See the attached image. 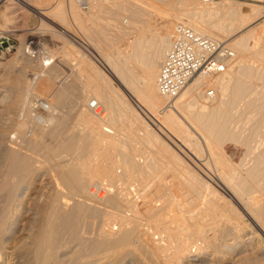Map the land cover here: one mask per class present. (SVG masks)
Listing matches in <instances>:
<instances>
[{
    "label": "bare ground",
    "instance_id": "1",
    "mask_svg": "<svg viewBox=\"0 0 264 264\" xmlns=\"http://www.w3.org/2000/svg\"><path fill=\"white\" fill-rule=\"evenodd\" d=\"M98 1L91 0L94 9L90 6L93 10L88 11L81 10L78 0H60L56 7L59 19L55 20L67 28L69 19L79 26L78 33H72L71 28L57 24L68 37L62 47L67 59L54 64L59 52L52 49L42 56L45 43L37 39V44L23 34L20 48L0 64L5 68V82H14L0 89V264H264V199L254 195L264 196V152L261 143L260 148L255 145L257 139L264 143V90H252L256 81L264 89V21L241 39L227 37L225 41L237 54L228 71L195 78L172 107H166L167 99L157 83L177 26L186 24L223 40L235 30L234 25L246 29L256 23L263 6L252 5L251 12L245 13L241 5L223 0L213 6L200 0H166L167 11L181 12L184 6L186 12L172 15L169 26L150 39L142 31L141 24L146 23L141 13L151 0H142L138 6L132 3L136 16L131 17L130 30L117 29L120 36H114L118 40L130 36L132 49L123 53L112 45L101 47L107 44L102 29L109 33L116 28L110 15L119 10L108 9L110 18L101 24L103 6ZM6 2L10 16L20 9V13L39 10L32 0ZM41 10L38 13L45 17L47 13ZM42 20L41 25L48 28L46 19ZM85 31L91 39L95 37L96 45L81 39ZM71 39L83 42L101 67L82 57ZM145 46L153 50L147 52ZM77 55L82 60L79 72L70 68L68 75L66 66ZM7 72L18 77L10 78ZM210 88L217 91L213 100L207 97ZM92 97L104 112L90 108ZM127 97L138 102L151 124L139 116ZM183 108L193 124L202 123L194 127L205 132L204 139L213 146L221 140H238L247 133L246 125L251 126L248 132L254 135L249 139L257 137L251 140L260 154L253 151L259 158L254 161L257 167L249 159L250 169L244 166L243 174L241 165L227 157L226 148L215 145L211 162L204 159L194 164L215 186L197 174L158 134L170 129L171 137L178 135L186 144H199L183 125ZM138 129L144 130H140L143 137L137 136ZM148 145L155 146L153 151L162 158L144 150ZM143 150L152 153L151 157L145 152L148 159L142 160ZM208 195L222 201L220 218L212 214L219 209L217 202L216 206L212 201L216 208L210 211ZM202 199L208 201L203 210L211 212L209 219L186 208V203L191 207L193 201Z\"/></svg>",
    "mask_w": 264,
    "mask_h": 264
},
{
    "label": "rangeland",
    "instance_id": "2",
    "mask_svg": "<svg viewBox=\"0 0 264 264\" xmlns=\"http://www.w3.org/2000/svg\"><path fill=\"white\" fill-rule=\"evenodd\" d=\"M33 2V5L35 6V7H38L39 8V10L38 9H34V8H32V9H26L27 10V12H24V13H26V15L23 13V12H21V13H23L25 16H24V20L26 19L25 17H28L27 18V20H25V21H27V22H24V20H21L20 19V15H22L21 16V18L23 17V14H21L20 13V11H21V9L20 10H18L19 12H17V13H14V14H17V15H12V16H14V17H12V16H10L9 14H8V10L6 9V4H7V2H6V0H0V64L2 63V62H7V59H9V58H11V55L13 54V53H15L19 48H20V46H21V43H22V40H21V38H20V35H23V34H26V35H28L29 36V38H34V39H36L35 40V42L37 43V42H39L40 40H42V43H45V48L43 49L42 47H41V49L40 50H42L43 51V54H42V56H47V53H49V50H52V49H54V50H52V51H56V52H59L57 55H56V57H54V64L55 63H57L60 59L62 60V59H67V56L64 54L65 53V50H66V48H62V47H64V46H66V43H67V41H68V37H67V35L65 34V33H62L61 34V32H60V29H58L59 27H58V25L57 24H61L62 25V23L61 22H58L57 20H55V19H59V15H58V10H57V6H58V4L60 3V0H54V2H53V0H32ZM47 1V2H46ZM58 1V2H57ZM63 1H67V0H61V2H63ZM140 1V2H139ZM170 2H173L174 0H169ZM201 1V0H200ZM223 1H226V2H231V3H236L235 4V6H240L241 5V8L243 9V11L245 12V13H250L251 11V8L250 7H252V5H261V6H263L264 7V3H259V2H257V1H255V0H223ZM223 1H221V2H223ZM99 2V1H98ZM220 2V3H221ZM95 3V2H94ZM93 3V4H94ZM102 6H103V14H102V16H103V18L101 19V20H99V23H101V24H105L106 22H107V18L109 17L110 18V16H113L115 19H116V21H114L115 19L113 18V24H114V26L113 27H115V25H117L116 26V28H114V29H110V30H112V31H110L109 33H108V30L107 29H105V27L102 29V31H103V38L106 40V42H107V44L106 43H102V46L101 47H103V49H108V48H110L111 46L110 45H112L113 46V48L114 49H116V50H120V51H124L123 53H126L127 51H129L130 49H132V48H130L131 47V42H130V40H129V38H130V36H126V37H123L122 38V40H121V37L119 38L120 40H118V39H115L114 38V36L116 37V36H120L119 34H120V30H122V29H124V30H126V29H128L129 28V30H130V28H131V24H132V19H131V17L133 18L134 16H136L135 15V12H133V9H132V3L133 4H135L134 6H138L140 3H142V0H100V2H99ZM138 3V4H137ZM56 4V5H55ZM137 4V5H136ZM168 3L166 2V0H151V5H145L146 7H145V9L142 11L143 13H141V17L143 18H141V17H138L139 19L141 18V20H142V22L143 23H146V24H141L142 26H141V28H142V31L150 38V39H156V36H158V33L159 32H161V31H163V30H165L167 27H166V25L167 26H169V24H170V22H171V20L173 19V17H172V15L174 16V14H183L184 12H186V10H185V7L184 6H181L179 9L181 10V12L180 11H176V10H168L167 11V9H169V5H167ZM239 4V5H238ZM131 5V6H130ZM130 6V7H129ZM213 6V5H212ZM53 7V8H52ZM91 7L93 8V6H92V4H91ZM129 7V8H128ZM184 7V8H183ZM261 8V11L263 12V15L261 16V18H259L257 21H256V23H254V24H252V25H250V26H246V29H245V27L243 28V29H237V26L236 25H234L233 26V29L232 30H234V28H235V30L234 31H230L229 32V34H227V36L224 38V37H222L223 38V40H225L227 37H232V39H241L242 37H244L245 35H247L250 31H252V30H254L255 29V27L257 26V25H259L261 22H263L264 21V8ZM43 9V11H44V13L46 14L45 15V17L44 16H41L38 12L41 10V9ZM55 8V9H54ZM92 8H90V9H92ZM111 8H116L117 9V11L119 10V12H118V14H116V15H110V13L108 12V9H111ZM129 10H128V9ZM134 8V7H133ZM6 9V10H5ZM49 9V10H48ZM78 9H79V7H78ZM94 9V8H93ZM92 9V10H93ZM130 9H132V12L130 11ZM135 9V8H134ZM183 9H184V12H183ZM23 11H26L25 9H22ZM35 10V11H34ZM46 10V11H45ZM146 10V11H145ZM152 10V11H151ZM7 13H6V12ZM42 11V10H41ZM81 11V10H80ZM144 11H145V13H144ZM83 12V11H82ZM151 12V13H150ZM180 12V13H179ZM51 13V14H50ZM134 15H133V14ZM148 15H147V14ZM157 13V14H156ZM4 14V15H3ZM27 14H28V16H27ZM53 14V15H52ZM54 14L57 16H54ZM146 15V17H145V15ZM151 14V15H150ZM7 15L8 16H10V17H12L13 18V20L11 21V19L12 18H10V17H8V18H10V19H8L7 18ZM19 15V16H18ZM110 15V16H109ZM131 15H133V16H131ZM152 16V17H151ZM169 16V17H168ZM17 17V18H16ZM156 17V18H155ZM148 18V19H147ZM20 19V20H19ZM42 19H46L45 21L46 22H48V24H49V26H48V28H47V25L46 26H42L41 24H42ZM147 19V20H146ZM16 20V21H15ZM149 20V21H148ZM69 21V25H68V28H67V26L65 25H62L63 27H66L67 29H69V28H71V29H69L72 33H78V30H79V26L77 27V26H75V24L73 25L72 24V21H71V19H69L68 20ZM71 21V22H70ZM18 22V23H17ZM24 22V23H23ZM116 22V23H115ZM154 22V23H153ZM25 23H26V25H25ZM152 23V24H151ZM25 25L24 27H22V25ZM177 24V23H176ZM8 25V26H7ZM11 25V26H10ZM165 25V26H164ZM6 26L8 27V28H6ZM13 26V27H12ZM75 28H74V27ZM149 26V27H148ZM15 27H17V28H15ZM57 27V28H56ZM112 27V26H111ZM112 27V28H113ZM118 27V28H117ZM147 27V28H146ZM162 27V28H161ZM166 27V28H165ZM24 28V29H23ZM121 28V29H120ZM151 28V29H150ZM156 28V29H155ZM164 28V29H163ZM7 29V30H6ZM10 29H12V30H10V32H9V30ZM14 29V30H13ZM17 29V30H16ZM117 29H120V30H118L119 31V33H117L118 31H117ZM147 29V30H146ZM150 29V30H149ZM154 29H155V31H154ZM163 29V30H162ZM22 30V31H21ZM77 30V31H76ZM152 30H153V33H152ZM15 31V32H14ZM51 31V32H50ZM76 31V32H75ZM114 31H116V32H114ZM128 31V30H127ZM149 31V33H147ZM238 33H237V32ZM26 32V33H25ZM111 32H114V34H110ZM236 32V33H235ZM248 32V33H247ZM151 33V35H148V34H150ZM155 33V35H153ZM65 34V35H64ZM115 34H117V35H115ZM137 33H135L134 35H136ZM236 34V35H235ZM18 35V36H17ZM87 35V36H86ZM113 35V36H112ZM31 36V37H30ZM64 36V37H63ZM19 37V38H18ZM62 37V38H61ZM91 34H90V32L89 31H85V35H84V37H82L81 39L87 44V42H86V39L87 40H89V42L91 43V44H93V45H96V42H95V37L93 36V38L91 39ZM64 38H65V40H64ZM86 38V39H85ZM39 41H38V40ZM94 39V40H93ZM131 39V38H130ZM228 39V38H227ZM237 39V40H238ZM59 40H61V41H59ZM64 40V41H63ZM72 40V39H71ZM116 40V41H115ZM32 41V40H31ZM70 41V40H69ZM73 41V40H72ZM30 42V41H29ZM62 42V45L60 44ZM74 42V41H73ZM252 42V40H250V42H249V44L252 46L253 45V42ZM65 45H64V44ZM38 44V43H37ZM74 44H75V46H77V48H78V51L79 50H81V53H80V55L83 57H85V59H90L96 66H98V67H101V65H100V63L98 62V57H94L93 55H91V54H89L88 53V51H87V48H83V42H80V43H76V42H74ZM105 44V45H104ZM129 44V45H128ZM64 45V46H63ZM82 45V46H81ZM57 46V47H56ZM110 46V47H109ZM106 47V48H105ZM230 47V46H229ZM57 48V49H56ZM129 48V49H128ZM231 48V47H230ZM47 49V50H46ZM150 47L149 46H145V48H144V50L145 51H147V52H150L151 50H153V49H150ZM58 50V51H57ZM10 51V52H9ZM47 51V52H46ZM10 54H9V53ZM80 52V51H79ZM5 53V54H4ZM46 53V54H45ZM7 55V56H6ZM80 55L78 56H75L74 57V59H72L70 62H71V66L68 64H66L67 66H66V69H65V73H67L68 75L70 74V72H69V70L68 69H72V70H77V72H79L78 71V67H79V64L81 65V58H80ZM237 55V54H236ZM2 57H5V58H3V59H1ZM80 58V59H79ZM6 59V60H5ZM77 59H79V60H77ZM58 60V61H57ZM158 60V59H157ZM162 60H164V59H162ZM251 61H252V59H251ZM250 60H249V63L250 64H252V65H254L255 64V62L253 61V62H251ZM163 62V61H162ZM257 64V63H256ZM255 64V65H256ZM251 65V66H252ZM254 65V66H255ZM70 66V67H69ZM74 66V67H73ZM67 67H69V68H67ZM70 69V70H71ZM72 70H71V72H72ZM237 70H238V68L236 67L235 69H234V72H237ZM4 71H5V68H3V64L2 65H0V89H2V90H4L5 89V87L6 86H9V88H10V86H11V84H13L14 82H12V83H7V82H5V75H4ZM6 74H9V76H10V78H12L11 76H13V75H16V74H10L9 72H7ZM4 75V76H3ZM8 76V77H9ZM17 76V75H16ZM16 76L13 78V79H15L16 78ZM65 76V75H64ZM18 77V76H17ZM76 80V79H75ZM77 80H78V82H79V79L77 78ZM76 80V81H77ZM191 83H193V82H190V84ZM261 82L260 81H256L255 82V84H254V87H256V88H254L253 87V89L252 90H257V92L258 93H261L262 91H260V90H264V89H261L262 87H261V84H260ZM189 85V84H188ZM261 87V88H260ZM251 90V91H252ZM254 93L256 92V91H253ZM253 92H251L252 93V95H254V93ZM255 93L256 94V96L257 95H259L258 93ZM216 93H217V91H216ZM131 98V97H130ZM127 99H128V101L131 103V105H132V107L140 114L139 116H141L148 124H151V123H149V120L148 119H150V118H148V117H146V115L144 114V111H142V108L138 105V102L134 99V98H131V99H129L128 97H127ZM92 100H97V99H94L93 97H92ZM103 107V106H102ZM104 108V107H103ZM163 108V107H162ZM185 110V111H184ZM186 110H187V108H183L182 109V111H183V116H184V112H185V116L183 117L182 115H181V119H182V122H183V125H185V127L189 130V133L191 134V135H193V136H195V137H193L192 136V138H193V140H194V142H197V139H198V142L197 143H199V144H197V146H193V144H192V142L190 143V145H189V143L188 144H186L185 142H183V140H182V137H179L178 135H177V138L178 139H180V141H178V139L177 138H175V137H171L172 135H170L171 133H169V130L170 129H167V130H161L162 132H158V134H159V136L163 139V141L165 142V143H167L168 144V146L169 147H172L173 149H175V151H177V154H179L183 159H184V161H187V164L192 168V169H194L195 170V172L197 173V174H200V176L201 177H204L203 175H202V173H201V171L198 169V168H196L195 166H194V164L195 165H197V164H200V162H202V160H204L205 162H207V159H208V161L209 162H211L212 160H210V159H212L213 158V156H214V149H215V145L218 147V148H221L222 147V145L226 148V155H227V157L229 158V160H232V162L234 163V164H236L237 166H240L241 165V170L243 171L242 173L243 174H245L244 172V169L246 168H244V166H250V163H248V162H250V160H251V165H254V161H255V159H256V162H257V158L258 157H260V154L259 153H257V151L258 150H255L256 148L255 147H257V146H253L254 144L252 143V140H254V137L255 136H253V139L250 137V139H249V136L250 135H254V134H251L252 132L250 131V134H249V130H250V127L251 126H249V125H246V126H248V127H246L247 129H248V131H247V129H246V131H247V133H244V134H242V136H241V138L239 137L238 138V140H233V139H231V140H227V142H226V140H224V142H223V140H221V142L223 143H217V144H215L214 146H213V144H211V143H209V142H207L205 139H204V135H203V133H205V132H202V131H200L197 127H194V126H201V124L202 123H198V122H195L194 124H193V121H191V117H189V116H187L188 115V113H189V111H187L186 112ZM159 111H161L160 109H159ZM137 113V114H138ZM185 119V120H184ZM189 120H190V122H189ZM189 123H188V122ZM159 122H161V119L158 121H156V123H159ZM253 122H255V120L254 121H252L251 123H253ZM250 123V124H251ZM197 124V125H196ZM192 125V126H191ZM152 127L154 128V129H156V127L155 126H153L152 125ZM194 128V129H193ZM162 129V128H161ZM252 129V128H251ZM254 129V128H253ZM139 131V133H136L137 134V136L138 135H142L141 137H143V134L144 133H140V130H141V132H143L144 130H142V129H138ZM171 132H172V130H170ZM245 131V132H246ZM137 132V131H136ZM165 132V133H164ZM254 132V131H253ZM163 135H162V134ZM169 133V134H168ZM173 133V132H172ZM161 134V135H160ZM174 134V133H173ZM206 134V133H205ZM170 136V138H169V136ZM248 135V136H247ZM138 137H140V136H138ZM124 138V137H123ZM195 138V139H194ZM125 139V138H124ZM172 139H174V140H172ZM252 139V140H251ZM257 139V137H255V140ZM127 140V139H126ZM177 140V141H176ZM182 140V141H181ZM233 140V141H232ZM242 140H244V143L243 142H241ZM246 140V141H245ZM249 140H251V143L249 142ZM254 140V141H255ZM261 139H257L256 140V143H255V145L257 144L258 146H259V148H260V145H261V147L262 148H264V143H262L263 141V139L260 141ZM128 141V140H127ZM236 141V142H235ZM260 141V142H259ZM129 142V141H128ZM175 142V143H174ZM250 144H249V143ZM209 143V144H208ZM246 143V144H245ZM259 143H261L260 145H259ZM181 144H183V145H181ZM187 145H189V146H187ZM209 145V146H208ZM212 145V146H211ZM148 146H150V145H148ZM148 146H146L147 148H144V150H146V151H151L152 153H153V155H152V153H150V152H146V151H144L141 155H139L140 156V158H142V160H143V158H144V160H145V157L148 155L149 157H151V155H152V157L153 156H156V153L157 152H155V151H153L155 148V146H153V145H151L150 146V148L148 147ZM145 147V146H144ZM177 147V148H176ZM214 147V148H213ZM255 149H254V148ZM154 148V149H153ZM262 148H260V150L262 151V152H264L263 150H262ZM148 149V150H147ZM152 149V150H151ZM179 149V150H178ZM195 150V151H194ZM200 152H199V151ZM250 150V151H249ZM194 151V152H193ZM197 151L199 152V153H197ZM253 151H256L255 153L258 155V157L256 156V154L255 153H253ZM145 152H146V156H145ZM210 152V153H209ZM148 153H150V155L148 154ZM194 153V154H193ZM198 154V155H196V154ZM201 153V154H200ZM249 153V154H248ZM210 154H211V158H210ZM247 154L249 155V156H247ZM255 154V155H254ZM157 155H158V153H157ZM200 155V156H199ZM251 155V156H250ZM147 156V157H148ZM198 156V157H197ZM247 156V157H246ZM252 156H256V158H254V157H252ZM264 156V155H263ZM146 157V158H147ZM148 157V158H149ZM157 157H161L160 155H158ZM201 157V158H200ZM232 157V158H231ZM248 157H252L254 160H252L251 158H248ZM139 157L137 158L136 157V159L137 160H141ZM147 158V159H148ZM162 158V157H161ZM261 158H262V156H261ZM260 158V159H261ZM234 159V160H233ZM250 159V160H249ZM262 159H264V157L262 158ZM258 160H259V158H258ZM246 161H247V163H246ZM255 162V163H256ZM246 163V164H245ZM245 164V165H244ZM192 165V166H191ZM248 166V167H249ZM165 167V166H164ZM209 167V166H208ZM247 167V168H248ZM251 167H253V166H251ZM254 167H257V164L256 165H254ZM203 168V169H202ZM210 168V167H209ZM201 169L203 170V171H207L206 170V168L204 169V167H202L201 166ZM213 168H211V170H212ZM249 169H250V167H249ZM249 169H247V170H249ZM121 171V169L120 170H117V172H120ZM165 171V170H164ZM247 172V171H246ZM247 174V173H246ZM243 176H246L247 178H248V175H243ZM209 183H212V185H213V182L211 181V180H209L208 178H206V177H204ZM213 186H215V185H213ZM257 193V192H256ZM256 193H254V195L256 196V198H257V200L258 199H264V196L263 197H260V194L259 193H257V194H259V197H258V195L256 194ZM192 195V196H191ZM193 196H194V194H191L190 193V195H189V197H191V198H193ZM208 196H209V198H208ZM207 196V200H210V198H212V197H210V196H212V195H208ZM254 196V197H255ZM190 198V199H191ZM206 199V198H205ZM214 198H212L211 199V206H212V209H210V211L212 212V210H214V208H216V204H218V210L217 211H213V215L214 216H216V217H218V218H220L219 217V214H220V210H221V214H220V216L222 215V213H223V208H224V205H223V203H222V201L220 202L218 199V201L215 199V200H213ZM206 201V200H205ZM212 201H214V204L216 205V206H214V204H213V202ZM262 201V200H261ZM193 202H195L196 203V206H194V204L195 203H193L192 205H191V207L189 206L188 207V205H189V203H186V205H187V210H189V211H191L192 213H194V212H199V214L201 215V217H203V216H205V217H207V219H209L210 218V214H211V212L207 209L206 211H209V212H207L206 213V211H204L205 210V208H204V203H206V202H208V201H206V202H204V199H202V200H198V202L195 200V201H193ZM198 204V205H197ZM201 205H203V206H201ZM223 206V208H222V206ZM201 206L202 208H199V207ZM210 206V205H209ZM193 207L195 208V210H193ZM192 208V209H191ZM221 208V209H220ZM204 209V210H203ZM202 211V212H201ZM204 211V212H203ZM207 215H209V216H207ZM203 215V216H202Z\"/></svg>",
    "mask_w": 264,
    "mask_h": 264
},
{
    "label": "built area",
    "instance_id": "3",
    "mask_svg": "<svg viewBox=\"0 0 264 264\" xmlns=\"http://www.w3.org/2000/svg\"><path fill=\"white\" fill-rule=\"evenodd\" d=\"M222 0H201L203 4L215 5ZM81 10L88 11L91 0H78ZM236 58L235 51L225 40L216 39L195 31L186 24L177 26L172 46L161 64L157 83L160 94L167 99L166 107L174 101L186 86L198 77H217L228 71ZM216 91L210 88L207 97L213 100ZM90 108L104 112L98 101Z\"/></svg>",
    "mask_w": 264,
    "mask_h": 264
}]
</instances>
